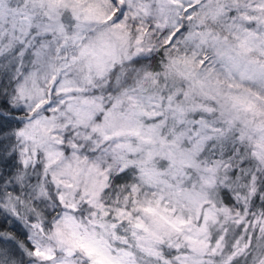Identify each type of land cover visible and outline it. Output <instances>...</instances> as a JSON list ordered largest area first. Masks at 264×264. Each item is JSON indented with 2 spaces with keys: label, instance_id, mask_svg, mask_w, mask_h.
<instances>
[{
  "label": "snow or ice",
  "instance_id": "1",
  "mask_svg": "<svg viewBox=\"0 0 264 264\" xmlns=\"http://www.w3.org/2000/svg\"><path fill=\"white\" fill-rule=\"evenodd\" d=\"M0 264H264V0H0Z\"/></svg>",
  "mask_w": 264,
  "mask_h": 264
}]
</instances>
